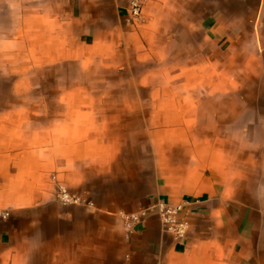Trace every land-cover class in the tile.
<instances>
[{
	"label": "crops",
	"instance_id": "1",
	"mask_svg": "<svg viewBox=\"0 0 264 264\" xmlns=\"http://www.w3.org/2000/svg\"><path fill=\"white\" fill-rule=\"evenodd\" d=\"M252 90L264 0H146L139 23L125 0H0V264H264ZM155 199L188 202L185 239L124 230Z\"/></svg>",
	"mask_w": 264,
	"mask_h": 264
},
{
	"label": "built area",
	"instance_id": "2",
	"mask_svg": "<svg viewBox=\"0 0 264 264\" xmlns=\"http://www.w3.org/2000/svg\"><path fill=\"white\" fill-rule=\"evenodd\" d=\"M126 12L131 22L139 23L141 20L142 9L146 0H125ZM57 199L63 204L75 203L78 198L71 195L63 187L57 189ZM188 202L182 201L175 204L155 199L148 206L135 212H120L119 218L124 230L129 233L134 227L141 223L149 215H156L159 219L163 231L170 234L174 240L182 241L189 232V223L185 216ZM8 217V212L0 210V219Z\"/></svg>",
	"mask_w": 264,
	"mask_h": 264
},
{
	"label": "rangeland",
	"instance_id": "3",
	"mask_svg": "<svg viewBox=\"0 0 264 264\" xmlns=\"http://www.w3.org/2000/svg\"><path fill=\"white\" fill-rule=\"evenodd\" d=\"M29 79H28V82H34V83H38V82H45V83H48L49 80H42L43 78H41V76H28ZM78 76H71V75H62L61 76V82L62 83H65V82H68L70 80H75L77 79ZM46 93H49V92H46ZM250 97H253L254 98V103L259 105V101L260 99H264V90H252V91H249V92H246ZM256 98H258V100H256ZM258 110L261 111V112H264V106H260L258 107Z\"/></svg>",
	"mask_w": 264,
	"mask_h": 264
}]
</instances>
